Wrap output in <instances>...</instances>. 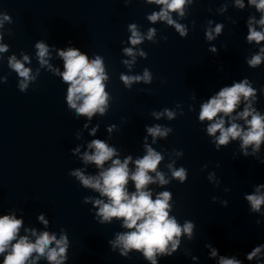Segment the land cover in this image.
Returning a JSON list of instances; mask_svg holds the SVG:
<instances>
[{"label":"clouds","instance_id":"obj_1","mask_svg":"<svg viewBox=\"0 0 264 264\" xmlns=\"http://www.w3.org/2000/svg\"><path fill=\"white\" fill-rule=\"evenodd\" d=\"M147 2L162 6L159 12H153L149 15L148 20L152 23L158 20L166 21L167 24L173 25L181 36L186 35V28L176 23L170 15L172 12H177L183 17L186 0H147ZM236 4L238 7H244L243 0H236ZM249 4L254 5L262 13L258 23L264 26V0H249ZM5 22L11 23V17L0 12V28ZM221 29L222 25L218 24L214 31L216 34H220ZM129 31L131 32L130 43L133 46L141 43L145 38L137 30L135 24L129 25ZM154 36L155 29H149L147 39L152 40ZM206 37L208 40L214 39L213 30L209 29L206 32ZM0 39H2V34H0ZM247 40L249 42L255 41L257 44L264 41V31L255 30L252 27L251 19L248 22ZM35 48L37 49L39 64L41 66L47 65L49 70L61 76L63 82L66 83L67 107L70 110L74 109L75 115L86 116L91 119L96 113L105 114L109 96L105 92L104 81L108 79V76L105 74L100 56H96L90 61L88 55L78 48L68 47L67 50H59L58 55L63 60L64 69L61 72L58 68H53L46 59L49 56L48 44L39 41L35 44ZM7 50V45L0 44V52ZM211 50L215 51V48ZM123 51L127 56L133 58L131 61H123L125 65L131 67L135 63L136 53L131 47L125 48ZM139 54L146 56L143 51ZM28 60L29 57L24 55L23 61ZM262 60H264V47L260 49L259 54L253 55L247 64L256 68ZM8 65L18 74V77L22 78L18 84L19 90L26 92L29 82L36 79L35 76L31 75V69L26 68L24 63L17 60L15 56L9 58ZM4 79L6 82L7 78ZM120 79L126 87L131 88L132 84L136 82L150 83L152 75L146 68L142 76L121 74ZM241 98L245 102L243 111H240L238 116L232 119L243 120L246 127L235 122H230V126L225 127L224 117L231 116L241 104ZM256 99L257 89L252 86L248 79H244L239 83H234L231 87L222 88L217 95L201 105L199 120L201 122L214 121L208 125L207 133L211 136H215L217 132L220 133L214 141L217 150L221 145H227L230 139L236 140L237 138L242 141L241 149H247L249 145H253L254 152L259 150L261 142L264 141V115H261L253 107ZM221 113L223 116L217 118L218 114ZM153 115L159 119L161 114L154 112ZM163 115L172 119L175 113L165 109ZM169 131L171 129H162L159 125L147 128L148 134L153 138L165 137ZM145 147L147 154L135 161V171L132 172L129 169L130 156L123 162L120 159H113L117 155L115 148L109 147L102 140H93L88 144V148L94 149V151L85 152L82 159L86 164L94 163L97 168L101 169L99 175H85L81 170L70 172L69 175L76 177L84 188L95 190L100 196L107 198V203L102 199L94 200L95 206L99 208L96 215L101 218L100 223H110L113 218L122 219L123 227L129 229L128 232L118 233L114 241H109L113 249L119 247L122 256H128L131 249L140 250L147 260L156 264V254L171 255V251H174L179 243L175 238L184 233L191 239L195 225L191 221H186L181 227L175 217L169 216L170 192H161L153 199L151 191L146 190L149 184L159 181V184L164 185L169 181L165 179L163 173L157 171V166L163 159L161 154L147 144ZM75 151L78 152L79 149L77 148ZM180 154L182 155V153ZM107 161H111V165L105 168L104 165ZM168 167L173 178L178 179L181 183L185 182L187 178L185 168L175 169L171 164ZM150 172H155V178L149 175ZM129 180L135 185V191L132 193H129L126 187ZM260 187H264V185L256 189V194L246 197L251 205V210L254 212H259L261 205L264 204V194H260ZM90 200H92L91 197H85L84 202L88 203ZM39 219L47 224L43 215H40ZM259 223L260 221H257V224ZM22 224L23 220L17 219L15 215L0 216V255H3V264H35V261L41 258H45L49 264H64L69 246L67 235L62 234L57 239L56 235L48 231L37 234L35 229H25V232H30L31 236L35 237V240H32L28 235L19 234ZM169 243L172 245L171 251L168 249ZM262 249H264V245L255 247L247 254V259L251 261L259 257ZM216 254V250H213L212 255L215 256ZM219 264H241V261L235 258L221 257Z\"/></svg>","mask_w":264,"mask_h":264}]
</instances>
